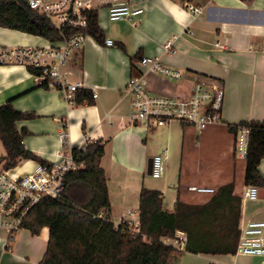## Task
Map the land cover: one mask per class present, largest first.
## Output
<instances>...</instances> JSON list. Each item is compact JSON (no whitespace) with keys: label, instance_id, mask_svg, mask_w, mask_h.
I'll return each instance as SVG.
<instances>
[{"label":"crops","instance_id":"0c3cea01","mask_svg":"<svg viewBox=\"0 0 264 264\" xmlns=\"http://www.w3.org/2000/svg\"><path fill=\"white\" fill-rule=\"evenodd\" d=\"M127 1L144 9L136 26L110 22L105 8L97 10L98 26L114 45L104 46L88 36L67 62L70 79L85 84L79 90L96 93L90 104L71 107L57 90L35 85L26 68L0 64V105L11 100L15 109L34 115L16 123L18 130L27 131L25 149L51 161L60 152L104 142L100 166L106 176L109 216L115 225L124 220L137 226L142 188L158 190L163 208L172 211L177 199L203 204L229 183L233 194L241 198L239 224L251 218L264 220V189H259L262 196L255 200L243 199L248 187L244 183L245 157L234 150L235 136L229 129L243 121L264 122V0ZM187 4L201 7V13L193 17ZM167 41L172 42L169 52L163 50ZM49 42L0 27V47L46 46ZM143 56H159L163 65L183 73L177 81L146 73L152 94L187 96L193 80H217L223 88L221 122L202 130L177 121L155 128L132 122L131 98L125 86L131 76L143 72L137 63ZM1 148L0 155H4L0 142ZM154 155L164 158L159 178L150 175ZM35 163L24 160L16 168L26 173ZM258 168L264 177V159ZM143 172L152 179L140 181L138 174ZM157 179L161 181H152ZM189 186L212 191H193ZM0 238V264H38L47 246L48 229L43 227L37 235L21 230L7 245L3 235ZM188 254L183 252L177 264H187ZM206 256L211 264H264L256 256Z\"/></svg>","mask_w":264,"mask_h":264},{"label":"trees","instance_id":"16d2710c","mask_svg":"<svg viewBox=\"0 0 264 264\" xmlns=\"http://www.w3.org/2000/svg\"><path fill=\"white\" fill-rule=\"evenodd\" d=\"M188 1V0H180ZM86 33L97 43L104 42L97 11L88 12ZM0 27L41 36L50 42L63 40L76 32L59 30L48 19L31 10L27 0H0ZM137 57V56H136ZM92 93L79 90L76 105L91 103ZM34 115L15 109L11 100L0 105V142L5 151L0 163L6 168L21 160L40 159L23 145L25 129L16 123ZM249 128L244 183L264 189L259 164L264 159V122L243 121ZM236 135V127L229 125ZM105 143L91 142L84 149L73 148L77 170L64 178V191L55 198L44 197L27 214L24 225L33 234L48 229L45 252L38 264H177L183 252L203 255H233L239 236L241 198L233 194V184L219 187L203 204L176 200L172 211L163 208L158 190L142 188L139 195L138 224L127 221L115 225L110 219V200L100 160ZM102 214L103 217L98 215ZM176 231L186 234L183 249L166 244L163 238Z\"/></svg>","mask_w":264,"mask_h":264},{"label":"built area","instance_id":"2783aa9c","mask_svg":"<svg viewBox=\"0 0 264 264\" xmlns=\"http://www.w3.org/2000/svg\"><path fill=\"white\" fill-rule=\"evenodd\" d=\"M31 10L44 15L52 26L60 31L69 27L76 32L63 40L49 42L46 46L0 47V64L26 68L35 85L57 90L69 106L76 105V93L84 88L83 81H73L66 68L74 50L84 45L88 25V12L105 8L110 22L126 21L136 26L144 9L132 6L127 0H27ZM193 17L201 13V7L187 4ZM104 46H113L114 41L106 37ZM172 42L167 41L163 50L169 52ZM143 72L129 78L125 89L131 98L130 118L132 122H144L149 128L166 125L172 121L191 125L202 130L221 122L223 88L214 79L199 77L192 82L187 96L152 94L147 89L146 73H154L163 78L179 80L183 73L163 65L159 56H143L138 59ZM92 97L96 93L92 92ZM234 150L246 157L249 128L236 126ZM65 134L61 133V137ZM21 160L19 162H23ZM0 163V235L4 243L15 240L21 230L27 229L25 218L34 205L44 197H58L64 191L67 172L77 170L72 150L60 152L56 159L45 163L36 162L32 170L22 173L16 166L6 168ZM164 170V158L154 155L151 176L159 178ZM189 190L211 192L207 187L189 186ZM259 188L248 186L243 193L244 200H255ZM103 217L102 214L98 215ZM124 221V220H123ZM1 239V238H0ZM164 243L183 249L186 234L176 231L174 237L162 239ZM235 256L261 257L264 263V220L247 219L239 224V236Z\"/></svg>","mask_w":264,"mask_h":264},{"label":"rangeland","instance_id":"374dc122","mask_svg":"<svg viewBox=\"0 0 264 264\" xmlns=\"http://www.w3.org/2000/svg\"><path fill=\"white\" fill-rule=\"evenodd\" d=\"M0 152H2V148L0 149ZM148 176L147 172L139 173L138 179L142 181V178H146ZM148 179H152L151 177H147ZM153 182L161 181V179L152 180ZM240 258V257H237ZM229 259V258H226ZM185 263L187 264H211L212 260L208 258L206 255H194V254H188L185 256Z\"/></svg>","mask_w":264,"mask_h":264},{"label":"water","instance_id":"95a60500","mask_svg":"<svg viewBox=\"0 0 264 264\" xmlns=\"http://www.w3.org/2000/svg\"><path fill=\"white\" fill-rule=\"evenodd\" d=\"M150 163H151V159L149 160L148 165H149ZM262 193H263V191H262V190H259V197L262 196Z\"/></svg>","mask_w":264,"mask_h":264}]
</instances>
